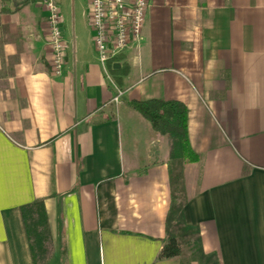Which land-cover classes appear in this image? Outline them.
I'll use <instances>...</instances> for the list:
<instances>
[{
	"label": "crops",
	"instance_id": "0c3cea01",
	"mask_svg": "<svg viewBox=\"0 0 264 264\" xmlns=\"http://www.w3.org/2000/svg\"><path fill=\"white\" fill-rule=\"evenodd\" d=\"M57 3L54 75L41 0H0V264H33L19 205L34 199L57 264H203L181 246L158 256L169 231L187 236L169 226L170 138L129 103L147 98L187 110L198 157L181 167V212L199 255L264 264V0H148L140 38L109 68L114 85L87 0Z\"/></svg>",
	"mask_w": 264,
	"mask_h": 264
},
{
	"label": "trees",
	"instance_id": "16d2710c",
	"mask_svg": "<svg viewBox=\"0 0 264 264\" xmlns=\"http://www.w3.org/2000/svg\"><path fill=\"white\" fill-rule=\"evenodd\" d=\"M123 73L125 67L118 69ZM131 106L148 119L151 127L159 132L166 133L170 138L169 159L167 170L170 179V202L168 218L173 219L169 226H183L181 206L184 195L181 189V167L185 161H195L197 153L190 147L187 139V110L184 103L178 99H131ZM178 192V194H177ZM19 212L28 242L33 264L43 260L52 244L47 216L42 199H34L19 205ZM182 231L183 236H193L189 244H195L196 253H201L198 235L195 229L188 228ZM181 240L173 234L167 233L158 256L170 257L180 252Z\"/></svg>",
	"mask_w": 264,
	"mask_h": 264
},
{
	"label": "built area",
	"instance_id": "2783aa9c",
	"mask_svg": "<svg viewBox=\"0 0 264 264\" xmlns=\"http://www.w3.org/2000/svg\"><path fill=\"white\" fill-rule=\"evenodd\" d=\"M48 29L50 66L54 75L63 67L65 41L61 30V12L57 0H41ZM148 0H87V18L97 61L104 76L112 82L110 67L116 56L131 41H137ZM118 92L112 96L116 101Z\"/></svg>",
	"mask_w": 264,
	"mask_h": 264
},
{
	"label": "rangeland",
	"instance_id": "374dc122",
	"mask_svg": "<svg viewBox=\"0 0 264 264\" xmlns=\"http://www.w3.org/2000/svg\"><path fill=\"white\" fill-rule=\"evenodd\" d=\"M114 81H115V79H114ZM114 81L112 79V82H111L112 85L115 84ZM177 194H178V192H177ZM175 229L177 231H180L181 233H182V231H187L186 230L187 228H184L183 226H180V225L176 226ZM179 239L181 241H183V243L181 245V251H182L184 259H188L192 256H197L199 258V261H203V264H213V261H211L212 256H210V255L209 256H206V255L202 256V255H199L198 253H196L195 244L192 243L191 249L189 250L190 247L185 242H186V240L189 243L192 241L193 236L191 234H189V236H187V238L179 237ZM57 262H58V256L53 251V243H52L49 252L46 254V256L44 257L43 260H38L37 264H57Z\"/></svg>",
	"mask_w": 264,
	"mask_h": 264
}]
</instances>
